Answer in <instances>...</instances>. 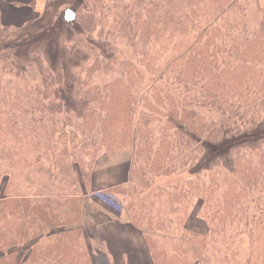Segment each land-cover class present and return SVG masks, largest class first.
<instances>
[{"label": "trees", "instance_id": "1", "mask_svg": "<svg viewBox=\"0 0 264 264\" xmlns=\"http://www.w3.org/2000/svg\"><path fill=\"white\" fill-rule=\"evenodd\" d=\"M90 1H82L75 15V22L71 23V36L67 40H61L63 44L69 41L75 52L82 51L83 61L86 59L85 63L90 62V65H81L83 61L77 63L75 68L86 66L85 77L82 76L83 72L72 71L73 79L69 81V84L73 83L72 96L75 99L82 94V100H85L82 110L87 108L77 125L67 119L63 132L56 140L60 145L59 150H53L55 155L52 159L56 176L59 177L56 192L45 193V189H40L36 196H32L34 198L22 195L20 198L6 197L0 201V214L4 216V210L14 214L16 227L15 230L9 228V222L6 221L7 228L0 229V264H17L13 259L6 261V256L2 254L6 248L3 243L10 245L16 240V233L19 236L26 235L29 227L38 229L37 237L43 233L51 235V231L59 234L56 242L45 247L40 254L44 261L80 264V251L75 243L84 232L80 228H73L81 221L85 205L79 177L83 178L85 187L91 189L95 164L104 153L132 149L134 161L132 159L130 181L133 180V168L140 161L144 166L141 172L143 176L147 173L171 175L177 169L182 170L181 168H188L198 175L202 171L198 167L200 150L209 142L215 149L222 151L217 158L215 155L214 167L230 154L234 160V176L240 171L248 174L239 190L237 188L241 181L238 179L233 183L234 186H228L217 202L218 208L222 209L226 205L231 207L234 199L246 192L257 181L254 177L262 172L261 168L254 169L253 175L249 174L250 171L247 172L252 169V165L242 163L239 156L240 150L246 147L244 143L235 142L229 144L227 149L224 148L226 142L248 131H255L264 123L258 121L254 127L244 130L240 124L247 114L246 106L252 103L248 102L254 92L257 94L253 85L259 83L260 87L264 80L263 73L257 67L264 65V18L259 31L253 33L247 44L240 45L239 42L238 46H231L224 57H219L213 50H219L215 40L223 35L228 36L224 32L227 24L225 14L237 0L153 1L148 16H143L140 12L133 14L119 26L123 35L125 33L130 41H136V45L141 47L136 64L134 59L118 61L117 55L121 52L107 42L106 36L104 38L103 27L97 29L102 19L94 18L92 27H83V9H93L96 12V7ZM204 3L210 4L215 14L209 11L202 13L201 4ZM15 4L27 5L18 2ZM4 27L2 25V29ZM237 37L238 35L235 36ZM172 47L178 50L165 69L166 80L151 83L145 92L138 95L136 87L141 86L146 79L144 70L148 74L156 72L163 55ZM112 67L119 69V77L82 91L83 82L89 83L99 71L111 70ZM6 74L17 80L16 89H19L18 84L20 88L42 87L43 92L36 89L37 100L34 102L33 112L39 116L35 121L43 124L44 118L49 117L56 123V115L64 113L63 110L76 111V107L66 106L63 98L61 101L56 100V92L65 82V71L51 67L45 57H41L39 61H16L9 54L2 55L0 82ZM9 90L7 87L4 89L5 97ZM33 100L27 99L28 102ZM200 109L220 115L219 125L210 126L209 123L215 124L214 120L205 121L206 117L200 114ZM23 111L28 112L25 109ZM68 125L73 129L70 132L65 129ZM42 128L50 136L46 140L50 147L49 141L53 140L54 131L48 132V127L44 124ZM261 138L264 139V134L257 136V139ZM202 140H205L204 144L201 143ZM262 150L259 162L264 165V148ZM197 151L199 156L195 160L196 155L193 154ZM75 166L79 168V173ZM216 172L218 173L214 170L212 176L217 178ZM45 173L44 171L43 176ZM136 175L138 177L139 173ZM117 190L121 192L124 189L121 190L120 187ZM215 191L216 189L214 193L211 191V199ZM65 193L67 195L62 199L61 196ZM197 195L204 196V202V198L208 199L204 189L194 194ZM133 223L144 231L153 228L142 214L135 216ZM66 237L70 239L69 242H66ZM12 254L9 253L8 257ZM30 255H33V250Z\"/></svg>", "mask_w": 264, "mask_h": 264}, {"label": "rangeland", "instance_id": "2", "mask_svg": "<svg viewBox=\"0 0 264 264\" xmlns=\"http://www.w3.org/2000/svg\"><path fill=\"white\" fill-rule=\"evenodd\" d=\"M82 1L38 0L34 5H28L35 11L36 17L27 19L25 23L7 25L2 22L0 15V56L9 54L16 61H39L41 57H45L51 63V67L65 71V82L63 87L57 90L56 100L61 101L60 99L63 98L66 106L77 108L76 111L71 112L64 106L66 110L56 115V123L48 119L49 117L44 118L43 124L48 127V132L54 131L49 147L46 140L50 136L47 130L42 128L43 124L35 121L39 114L33 112L34 102L37 100L36 89L43 92L42 87L38 85L20 88L18 84L19 89H16L17 80L8 74L3 75L0 82V201L6 197L7 199L20 198L22 195L34 198L32 196H36L40 189H45V193H48L56 192L55 188H59L56 185L59 177L57 178L54 162L52 163L55 155L53 150L60 149L56 140L63 132L67 119L77 125L87 108L82 110L85 100H82V94L74 99L71 94L73 83L69 84V81L73 79L72 71L83 72L82 76L85 77L86 66H81L80 69L74 67L83 61V53L75 52L69 41L64 44L61 42L62 38L67 40L71 36V23L75 22V15ZM153 1L160 0H91L92 5L96 7V12L93 9H83V27H92L94 18L102 19L97 29L103 27L104 38L106 36L107 42L121 52L117 55L118 61L134 59V62L138 64L141 47L136 45V41H130L128 35L125 33L123 35L119 26L133 14L140 12L143 16H148ZM4 2L5 0H0V6ZM209 5L201 4L202 13L209 11L215 14ZM0 10L2 12L1 7ZM225 15L227 24L224 32L228 36L223 35L222 38H217L215 44L219 46V50L213 48L219 57H224L231 46H238L239 42L240 45L247 44V40H251L253 33L259 31V25L264 18V0H237ZM2 25L5 29H2ZM236 35H238L237 38H235ZM177 50L172 47L164 54L159 62L158 70L153 74H148L144 70L146 79L141 86L136 87L138 95L145 92L151 83L166 80L165 69L173 60ZM85 61L86 59L81 65H90L89 61L86 63ZM257 67L264 75V65H257ZM119 76L117 67L99 71L89 83L83 82L84 88L81 87V89L82 91L90 90L97 84L103 85L108 80ZM6 87L10 90L5 97L3 92ZM253 87L257 90V94L254 92L248 104L252 103L246 106L247 114L240 123L242 130L254 127L258 121H264V80L260 87L259 83H255ZM32 98L34 99L32 102L27 101ZM23 109L28 112L25 113ZM200 110V114L206 117L205 121L214 120L215 124L209 123L210 126L219 125L220 115L206 109ZM134 117L137 119V115ZM230 124L234 125L232 122ZM65 129L68 132L73 130L70 125ZM263 134L264 123L257 130L248 131L225 144L224 149L235 142L245 144L246 147L240 150L239 156L242 163H251L252 169L247 170V172L250 171V175L254 174L256 168L262 169V172L254 177L257 181L249 186L246 192L239 194L231 207L226 205L223 209L218 208L217 202L228 186H234L233 183L237 179L241 181L237 190L242 188L244 177L248 174L240 171L234 176L232 171L234 160L230 154L220 160L217 167H214V157L216 155L217 158L222 151L215 149L209 142L204 144L205 140H202L201 143L204 146L200 150L198 165L202 171L198 175L193 174L188 168H181L182 170L177 169L171 175L147 173L143 176V173L141 174L144 169L143 162L140 161L138 166L135 165L133 180L121 191L123 196L118 198L111 194L115 202L119 200L117 206L123 209V215L118 216V223L129 227L128 221L134 222V217L142 214L152 224L151 230L143 231L146 239L152 243L150 250L153 252L154 264H264V165L259 162V156L263 153L264 139H257V136ZM128 151H131L133 158L132 149ZM193 155H196V160L199 151ZM75 168L79 173V168L77 166ZM214 170L218 171L217 178L212 176ZM44 171L46 173L43 176ZM136 173H139L138 177ZM79 178L83 187L81 194L85 195V209L88 205L87 199L94 198L95 195L91 193L90 188L85 187L83 178ZM203 189L208 195V199L204 198L205 202L202 200L204 196H194ZM215 189V195L211 199L210 193L211 191L214 193ZM66 195L67 193L62 194L61 198H65ZM95 199L99 198L95 197ZM98 201L103 203L100 199ZM90 202L98 206L94 199ZM4 212V216L0 214V229L7 228V221L8 227L15 230V215L9 214L7 210ZM10 215L13 217L10 218ZM105 217L109 222L114 218L108 214ZM107 224L114 223H104L97 227V231H95L96 225H91L92 231H88L87 235L80 234V239L75 243L80 251V264H111L107 252L102 254L98 251L104 246L99 240L98 233ZM37 230L36 227H29L26 235L19 236L16 233V240L10 245L3 243L6 248L2 254L6 256V261L13 259L17 264H55L44 261L40 254L45 247L56 242L58 232L51 231V235L43 233L37 237ZM136 235L137 241L144 240L141 232H136ZM129 237L130 231L125 240L130 241ZM69 241L70 239L66 237V242ZM86 241H89V244ZM141 249L149 250L145 246L126 250L128 253H133L131 260L137 262L142 260L148 263L149 256L147 253H140ZM32 250L33 255H30ZM136 251L140 254H135ZM9 253L13 254L8 257ZM86 253L91 260L86 257ZM150 257L152 262L151 252Z\"/></svg>", "mask_w": 264, "mask_h": 264}, {"label": "crops", "instance_id": "3", "mask_svg": "<svg viewBox=\"0 0 264 264\" xmlns=\"http://www.w3.org/2000/svg\"><path fill=\"white\" fill-rule=\"evenodd\" d=\"M37 1L38 0H9L7 2L5 0L0 6L2 9V22L7 25H13L25 23L27 19L36 17V14L34 15L35 11L28 5H34ZM15 2L27 5L18 6ZM132 159L131 151L128 150L111 151L102 154L97 160L93 171L91 193L95 195V192H110L116 194L118 198L123 196V194L117 189L120 187L121 190L125 189L130 183ZM95 197H92L91 199H94L98 206H94L90 202L91 199H87L88 205L84 209L82 219L73 228H80L87 235L88 231H92L91 225H96L95 231H97L98 226L104 223L113 222L114 224H107L99 230L98 237L104 246L100 247L98 251H100V253L106 251L111 264H154L155 260L153 252L150 250L152 243L146 239L144 231L134 225L131 220L128 221L129 225L127 224L130 229L129 227L121 226L122 224L118 223V216L123 215V209L119 210L117 206L108 205L104 201L102 203L98 201L99 199L96 200ZM106 214L114 217L112 221L109 222L106 220ZM129 231L130 241H127L125 238L128 237ZM136 232H141L144 235L143 241L141 239L137 241L138 236L136 235ZM133 238L136 239L133 240ZM86 243L89 244V241H86ZM143 246L148 247L150 251L141 249L140 253H147L149 256V262L144 263L141 259V262L131 260L133 253H128L126 249ZM140 253L137 251L135 252V254Z\"/></svg>", "mask_w": 264, "mask_h": 264}, {"label": "built area", "instance_id": "4", "mask_svg": "<svg viewBox=\"0 0 264 264\" xmlns=\"http://www.w3.org/2000/svg\"><path fill=\"white\" fill-rule=\"evenodd\" d=\"M98 196L106 202L114 203L115 199L111 194L100 192Z\"/></svg>", "mask_w": 264, "mask_h": 264}]
</instances>
